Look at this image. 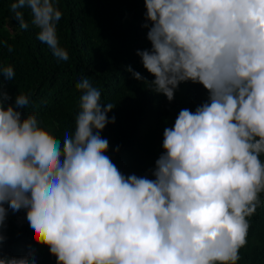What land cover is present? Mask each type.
Masks as SVG:
<instances>
[{
	"label": "clouds",
	"instance_id": "clouds-1",
	"mask_svg": "<svg viewBox=\"0 0 264 264\" xmlns=\"http://www.w3.org/2000/svg\"><path fill=\"white\" fill-rule=\"evenodd\" d=\"M151 47L137 49L149 80L169 102L182 82L207 99L183 108L163 131L151 174L123 173L101 133L116 105L86 77L73 131L42 126L30 93L13 101L0 80V264H37L34 252L6 256L9 209L26 210L32 239L56 264H238L250 217L264 206V0H144ZM59 0H13L21 30L31 24L57 61H67ZM27 10L29 19L25 18ZM0 41V46L3 45ZM11 52L12 46L8 47ZM0 76L13 80L11 64ZM119 146L116 151L119 152Z\"/></svg>",
	"mask_w": 264,
	"mask_h": 264
},
{
	"label": "trees",
	"instance_id": "trees-1",
	"mask_svg": "<svg viewBox=\"0 0 264 264\" xmlns=\"http://www.w3.org/2000/svg\"><path fill=\"white\" fill-rule=\"evenodd\" d=\"M13 0H0V61L11 64L16 76L3 80L4 89L15 100L19 93H30V104L20 109L34 113L42 126L62 139L64 131H73L81 93L75 88L83 77L102 92V103L115 108L108 113L116 122L102 131L109 141L113 163L126 175H148L163 151V131L171 127L179 111L195 108L207 99L202 85L185 83L179 97L169 102L163 94L137 81L127 65L149 80L154 79L142 65L137 49L151 47L147 39L144 0H59L63 15L57 22L61 47L69 52L67 61H57L51 49L37 39L34 26L21 30L13 18ZM25 18L29 19L27 10ZM12 46L9 52L8 47ZM119 146V152L116 151ZM264 199V194H261ZM248 243L240 249L238 264H264V206L249 218ZM3 245L6 256L21 257L34 252L37 264H56L47 246L32 239L26 210L8 211Z\"/></svg>",
	"mask_w": 264,
	"mask_h": 264
},
{
	"label": "rangeland",
	"instance_id": "rangeland-1",
	"mask_svg": "<svg viewBox=\"0 0 264 264\" xmlns=\"http://www.w3.org/2000/svg\"><path fill=\"white\" fill-rule=\"evenodd\" d=\"M184 86H185V83L182 82V83L180 84V86H179V89L176 91L175 96L179 97L180 94H182V91H184V90H183V89H184Z\"/></svg>",
	"mask_w": 264,
	"mask_h": 264
}]
</instances>
